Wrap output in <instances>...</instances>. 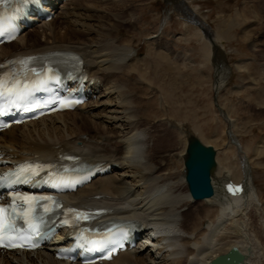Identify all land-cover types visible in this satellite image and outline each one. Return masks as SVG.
<instances>
[{
    "label": "bare ground",
    "instance_id": "obj_1",
    "mask_svg": "<svg viewBox=\"0 0 264 264\" xmlns=\"http://www.w3.org/2000/svg\"><path fill=\"white\" fill-rule=\"evenodd\" d=\"M82 2L69 0L63 6L58 2L49 3L48 10L57 17L51 23L36 25L39 33L35 37L30 38V33L35 31L31 29L16 42L0 48V64L18 56L71 52L83 58L89 81H95V86L99 84L100 91L92 88L93 99L73 113L56 114L38 122L12 127L0 136V160L54 162L73 154L87 163L114 165L112 174L96 178L76 193L66 195V201L80 207L103 208L109 216L136 220L151 228L152 232L157 229L159 235L151 240V244L119 254L104 264H210L233 248H238L246 256L245 264H263L261 252L264 245L259 234L252 230L255 218L251 215L256 212L257 230L264 232V203L254 181L252 159L234 135L237 121L220 108L228 126L222 147L226 153L236 154L242 178L238 180L232 171L227 169L223 172L220 166L217 167L213 177L216 194L201 201L215 208L214 220L208 221L203 230L196 229L192 220H197L193 209L197 201L190 195L184 168H177V163L182 164L186 159L187 148L178 152L180 145L175 144L177 137L179 141L182 139L181 143L187 141L188 146L192 135L180 129L179 138V133L173 131L165 117L167 104L162 94L159 98V106L161 104L162 107L159 109L163 115L151 123L144 121L142 112L146 106L137 95L140 89H137V81L127 74L130 70L137 72L139 59L135 50L121 44L115 36L122 19L117 12L124 11L128 1L87 0L88 5L83 7V12H93L89 14L90 24L87 20L79 21L83 16L80 13ZM259 4L264 12V0ZM74 17L78 29H74L72 24ZM255 18L254 23L259 22L257 14ZM248 19L244 11L237 14V21L245 23ZM34 20L39 21L38 18ZM56 20H60L57 29L54 27ZM207 35L204 37L215 56L214 90L218 94L231 78L232 69L220 49V40ZM250 37L246 33L244 39L247 41ZM254 51L262 56L264 69V52L256 50V47ZM128 68L130 72L126 71ZM237 69L242 70L239 66ZM139 73L140 79L148 80L147 71ZM165 144L169 145L168 149ZM261 147L257 143L252 149L254 158H261ZM217 161L220 164V160ZM231 179L237 185L245 184L243 195L230 197L223 193V187ZM147 239L142 244L147 243ZM55 251L56 247L50 246L31 254H0V264H69L57 260Z\"/></svg>",
    "mask_w": 264,
    "mask_h": 264
},
{
    "label": "rangeland",
    "instance_id": "obj_2",
    "mask_svg": "<svg viewBox=\"0 0 264 264\" xmlns=\"http://www.w3.org/2000/svg\"><path fill=\"white\" fill-rule=\"evenodd\" d=\"M127 1L124 11H116L122 19L115 36L121 44L135 50L139 59L137 72H130L128 68L126 71L130 73H126L137 81V89H140L137 95L146 106L142 112L145 123L163 115L159 109L162 107L161 104L159 106L162 94L167 104L165 117L173 126V131L177 134L182 129L205 145L212 146L217 154L216 161L220 160L217 167L220 166L223 172L227 169L232 171L231 174L241 180L242 169L236 154L231 151L226 153L222 147L228 126L220 114L221 108L237 121L234 135L252 159L254 181L264 203V69L262 56L254 51L256 47V50L264 52V12L260 0H185L177 4L171 0ZM80 5V13L84 17H79V21L87 20L90 24L89 14L93 12H83V7L88 5L87 0ZM243 11L249 18L245 23L237 21V14ZM255 14L259 16L256 23ZM69 20L71 22L72 18ZM75 20L74 17L72 24ZM59 21L54 24L56 29ZM75 28L79 26L74 24ZM34 30L30 38L39 33V27ZM246 33L251 36L247 41L244 39ZM207 34L220 40V49L232 69L231 78L218 94L214 90L215 56L206 42ZM238 66L242 70H238ZM146 71L149 73L148 80L144 81L139 78V72ZM177 136L180 138L181 134ZM181 141L176 137L175 144L180 145L178 152L187 148V141ZM257 143L262 146V156L258 159L252 156V149ZM164 147L168 149L169 145ZM183 160L182 164L177 163V168L185 170ZM197 203L193 208L197 220H192V223H196V229L203 230L208 221L214 220L215 208L203 202ZM251 216L255 218L252 230L259 234L264 245V232L256 227V212ZM261 254L264 257V251Z\"/></svg>",
    "mask_w": 264,
    "mask_h": 264
},
{
    "label": "snow or ice",
    "instance_id": "obj_3",
    "mask_svg": "<svg viewBox=\"0 0 264 264\" xmlns=\"http://www.w3.org/2000/svg\"><path fill=\"white\" fill-rule=\"evenodd\" d=\"M0 2H3V0H0ZM27 2V0H26ZM3 32H0V35H2ZM31 60V58H28ZM20 64H27L28 60H21L19 61ZM31 71L35 72V69H31ZM38 76H41V73H37ZM56 79L55 76H48L44 79H41L39 83L36 85V87H39L40 85H43L46 83V80H52ZM57 82H59L57 80ZM31 94V89L27 84H25L23 87H20V81L16 80L15 84L11 88H7L2 81H0V99L7 98L8 102L12 105L19 106L20 101H26ZM14 97V98H13ZM65 159H73L72 157H66ZM51 167V166H48ZM45 168L44 165L36 164H25L20 166V169L18 172L13 173L12 175L15 176V182L16 183H27L30 179H32L35 176L39 175L40 171H43ZM65 173L69 170L65 168L63 170ZM54 176L53 173L49 172L50 179ZM70 187L71 183L64 180L63 177L60 178V183H54V187ZM230 191H234L231 186H229ZM18 199L24 200L25 204L28 205V207L25 209L23 205L19 206V211L17 209V206L12 205L11 211L9 212L7 209H5L3 206H0V243L3 242V237L5 233H14L17 231V221L23 220L25 224L28 225V233L27 235H23L24 230L20 229L21 235L19 238H28L30 235H42L41 231V225L44 223L43 216L39 214L38 209L42 208L44 214H50L55 212L57 208L60 207V203L58 201H51V198L49 197H18ZM36 201L35 207H33L32 202ZM43 201V203H42ZM48 201L51 202V204L55 205V208L48 206ZM69 213H75V218L77 220L79 219H88V215H86L84 212H79L75 209L69 208L67 210ZM39 221V222H37ZM63 223L68 224L69 221L66 219L63 221ZM96 243V242H94Z\"/></svg>",
    "mask_w": 264,
    "mask_h": 264
},
{
    "label": "water",
    "instance_id": "obj_4",
    "mask_svg": "<svg viewBox=\"0 0 264 264\" xmlns=\"http://www.w3.org/2000/svg\"><path fill=\"white\" fill-rule=\"evenodd\" d=\"M171 1L177 4L185 0ZM186 154V182L191 197L195 201L213 198L215 196V189L212 184V176L217 169L216 151L211 146H205L196 136H191ZM245 263L246 256L238 248H233L228 254L221 255L210 264Z\"/></svg>",
    "mask_w": 264,
    "mask_h": 264
}]
</instances>
